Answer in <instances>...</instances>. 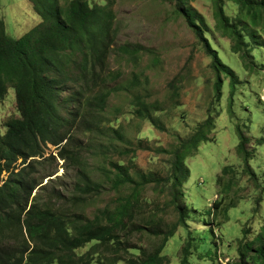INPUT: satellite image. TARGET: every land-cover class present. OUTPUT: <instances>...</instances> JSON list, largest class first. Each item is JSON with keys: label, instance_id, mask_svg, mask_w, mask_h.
Listing matches in <instances>:
<instances>
[{"label": "rangeland", "instance_id": "1", "mask_svg": "<svg viewBox=\"0 0 264 264\" xmlns=\"http://www.w3.org/2000/svg\"><path fill=\"white\" fill-rule=\"evenodd\" d=\"M88 1L110 6L117 33L105 67L109 77L98 89L110 91L98 117L102 125L77 135L85 167L100 190L84 196L77 210L94 218L100 210L115 208L120 198L133 194L137 186L141 207L136 222L148 228L158 221L165 227L175 223L178 213L168 180L174 151L212 114L215 125L209 139L185 160L191 176L181 187L179 203L188 212V226L179 227L169 240L163 251L167 259L161 264H181L188 241L192 248L186 264L233 263L239 258L240 245L264 226V18L252 23L236 4L224 0L231 24L242 29V37L252 49L253 66L247 68L240 54L233 52L231 38L218 28L213 0H188L183 10L175 0ZM186 12L237 75L234 94L229 76L223 74L222 97L216 99L217 74L212 57ZM0 19L14 38L42 22L30 0H0ZM123 45L137 51L136 56L131 59L116 53ZM68 92L70 89L62 94ZM137 97L147 107H139ZM14 116H19L15 91L8 87L0 99V135L6 130L4 122ZM238 124L250 141L249 164L254 178L237 152ZM44 150L47 155L54 147L47 143ZM43 164L42 184L62 175V179L47 184L41 193L43 198L60 190L64 196L58 199L61 203L72 201L74 172L70 169L64 173L59 158ZM224 166H229L227 174ZM117 170L127 172L134 183L116 188ZM215 200L220 201L219 206L215 207ZM126 235L134 246L130 250L137 255L106 252L104 264H111L118 256L124 259L117 264H133L161 243V238L149 230Z\"/></svg>", "mask_w": 264, "mask_h": 264}, {"label": "trees", "instance_id": "2", "mask_svg": "<svg viewBox=\"0 0 264 264\" xmlns=\"http://www.w3.org/2000/svg\"><path fill=\"white\" fill-rule=\"evenodd\" d=\"M227 1L236 4L252 23L264 18V0ZM30 2L42 22L21 37L8 34L5 22L0 19V99L7 88L12 87L19 114L4 122L6 130L0 135V264H104L106 252L120 255L125 251L130 256L137 255L130 250L134 246L126 233L144 230L161 238V243L133 264H161L167 259L163 251L169 240L179 227L188 226V212L185 205L179 203L183 195L181 187L191 176L186 157L209 139L208 133L215 125L214 117L209 114L174 151L168 180L178 213L175 223L165 227L163 221H158L156 226L148 228L136 222L141 207L137 186L133 194L120 198L115 208H105L89 218L77 207H81L84 196L98 192L100 186L93 182L85 167L83 147L77 135L102 125L98 117L110 91L98 89L109 77L105 67L117 33L114 14L109 5L92 4L88 0ZM187 2L175 0L181 10ZM213 2L218 28L231 38L233 52L240 54L244 66L251 68L252 49L244 41L242 29L231 24L224 10V0ZM187 19L212 57L217 74L216 99L222 97L223 74L229 76L231 95L234 94L238 82L234 70L222 61L190 15ZM116 53L127 54L132 59L137 51L123 45ZM66 89L70 92L63 95ZM136 104L147 107L141 97H137ZM237 131V152L245 162V170L254 178L249 164L252 158L249 138L239 124ZM47 143L54 150L45 155ZM56 158L63 161L64 173L71 169L76 178L70 195L73 200L66 203L59 201L64 198L60 190L46 199L41 194L48 183L62 179V175H56L42 184L44 174L41 175L40 169L43 163ZM228 171L229 166H224V174ZM51 175L45 174L46 177ZM126 183H134V179L127 172L117 170L115 187ZM214 205L219 206L220 201L215 200ZM244 232L249 233L248 230ZM89 244L87 251H81ZM191 248L188 241L181 264L188 263ZM239 253V258L229 264H264V226L254 238L240 245ZM123 259L124 256H118L111 264Z\"/></svg>", "mask_w": 264, "mask_h": 264}]
</instances>
